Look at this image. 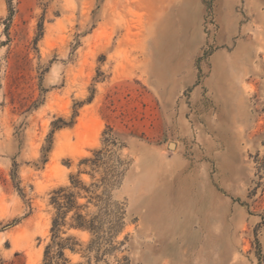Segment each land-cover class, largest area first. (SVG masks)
<instances>
[{
    "label": "rangeland",
    "instance_id": "374dc122",
    "mask_svg": "<svg viewBox=\"0 0 264 264\" xmlns=\"http://www.w3.org/2000/svg\"><path fill=\"white\" fill-rule=\"evenodd\" d=\"M110 136L122 228L59 264H264V0H0V264Z\"/></svg>",
    "mask_w": 264,
    "mask_h": 264
},
{
    "label": "trees",
    "instance_id": "16d2710c",
    "mask_svg": "<svg viewBox=\"0 0 264 264\" xmlns=\"http://www.w3.org/2000/svg\"><path fill=\"white\" fill-rule=\"evenodd\" d=\"M60 127L61 125L57 126ZM104 143L105 148L94 151L91 157L80 162L89 168L84 173L91 180H95V174H99V179L86 185L79 179V172L70 177L69 186L59 187L51 192L50 204L54 215L51 222V243L45 248L44 264H59L65 260L63 250L66 248L74 252L73 245L76 243L68 244L75 238L60 237L64 233L61 230L63 227L89 232L92 236L90 247L97 244L99 250L100 244L111 241L122 228V213L111 202L110 196V191L120 183L123 175L122 163L112 149L117 144L116 139L110 136ZM79 199L86 201L78 204ZM91 207L95 210L91 211Z\"/></svg>",
    "mask_w": 264,
    "mask_h": 264
},
{
    "label": "bare ground",
    "instance_id": "6f19581e",
    "mask_svg": "<svg viewBox=\"0 0 264 264\" xmlns=\"http://www.w3.org/2000/svg\"><path fill=\"white\" fill-rule=\"evenodd\" d=\"M174 148V147H173Z\"/></svg>",
    "mask_w": 264,
    "mask_h": 264
}]
</instances>
